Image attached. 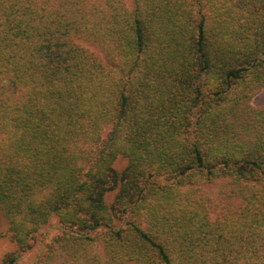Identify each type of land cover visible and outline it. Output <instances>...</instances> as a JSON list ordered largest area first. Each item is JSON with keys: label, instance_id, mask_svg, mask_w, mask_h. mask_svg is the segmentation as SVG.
Masks as SVG:
<instances>
[{"label": "trees", "instance_id": "1", "mask_svg": "<svg viewBox=\"0 0 264 264\" xmlns=\"http://www.w3.org/2000/svg\"><path fill=\"white\" fill-rule=\"evenodd\" d=\"M129 1L0 0V264H264V0Z\"/></svg>", "mask_w": 264, "mask_h": 264}, {"label": "rangeland", "instance_id": "2", "mask_svg": "<svg viewBox=\"0 0 264 264\" xmlns=\"http://www.w3.org/2000/svg\"><path fill=\"white\" fill-rule=\"evenodd\" d=\"M125 4L128 7L131 6L129 0H125ZM251 104L256 109H259V110L264 109V89H262L260 92L255 94V96H253L251 100ZM215 189H216V186L212 185L207 189V191H209V193L212 194L214 193ZM112 198H113V194H108L106 197L108 202H111ZM12 250H14V245L10 241L9 236L6 233V227L3 226L0 228V261L4 257L5 254H7L8 252ZM36 250H37L36 247H34L30 252L26 253L23 256L21 263L28 264L29 262H31L33 256L36 253Z\"/></svg>", "mask_w": 264, "mask_h": 264}]
</instances>
